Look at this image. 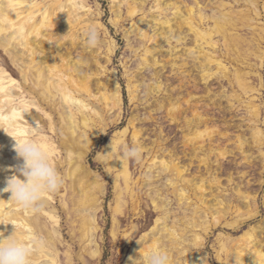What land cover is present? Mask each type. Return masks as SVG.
Masks as SVG:
<instances>
[{
  "label": "rangeland",
  "instance_id": "374dc122",
  "mask_svg": "<svg viewBox=\"0 0 264 264\" xmlns=\"http://www.w3.org/2000/svg\"><path fill=\"white\" fill-rule=\"evenodd\" d=\"M42 1L32 0L31 3ZM44 1L49 5H52L53 2V0ZM77 1L87 3V8H91L88 15L84 10H81V14L84 15L85 24L95 25L100 31L99 46L89 48L82 33L83 29H81L78 32V37H80L75 46L71 44L70 40H55L56 43L51 42L50 47L55 50L58 56L65 53L66 59L81 70V77H89L94 86L97 87L101 83L102 85L106 84L109 90H115L114 83H117L122 94L123 104L122 110L118 114L115 110L108 111L104 107L102 111L100 105L94 106L104 113L105 119L102 120V126L107 122L108 124L104 133L92 137L95 143L89 149L83 163L84 167L92 171L94 180L103 189L102 193H98L99 204L94 211H90L97 226L94 248L98 247V254L95 256L81 251L79 229L82 219L79 212H84V210L78 209L80 195L72 187V179L66 176V153L64 145L61 143L65 137L66 127L61 121L66 122L63 120V115L69 108L66 106V110L63 107L58 109L54 105L52 107V103L49 106L43 102H39L38 106L33 107L37 108L35 111L39 116L36 119V128L34 126L33 129L39 132L37 136L42 134L47 137L50 143L54 144L56 152L54 157L60 161V164L54 165L52 161L51 163L64 177L63 186L58 191L51 193L54 198L46 196L40 202L41 211L39 210V214L42 223L40 237L42 240H46L48 231H53L52 235L56 238L57 244L53 248L46 247L48 256L42 258V263L52 264L51 259L57 257L58 264H132V260L129 258H139L143 249L151 244L155 237H164L165 240H168L167 232L162 229L163 226L184 221L186 214H191V210H186L185 204L180 205L178 197L168 182V178L173 175L177 176L159 165L158 160L162 158L172 162L177 161L181 166H185L187 169L184 177L190 178L192 183L203 177L205 180H209L208 185H211L212 181L216 182V178L220 179L222 184L220 186L215 184L213 190L214 193H217L218 199H222L226 206L240 204L235 199L239 196V193L236 192L238 189L242 194L252 193L256 194L258 198L260 212L257 217L245 221L239 229H232L225 225L227 220H231V216L228 215L227 220L223 221L224 225L215 226L208 233L203 229L200 230V234L205 238V245L192 250L191 253H206L208 264H221L217 257V251L220 248L217 239L219 234L229 233L232 237H238L251 227L259 228L260 246L263 247L264 182L262 183V181L264 180V161L258 154L264 151V145L262 146L263 150L246 147L245 153L237 147L240 135L245 139L248 138L251 142L253 140V130L251 129L253 126L249 121L250 113L244 105L246 102L240 103L232 97L234 92L242 93V91L237 87L233 88L228 80L223 79L220 71L216 72L217 75L207 79L203 78V72L196 68L199 52L197 49L192 52L186 50L193 47L194 37L191 36V32L186 34V26L183 29L177 27L173 6L164 11L162 16L172 19L174 30H166L168 32L163 33L164 36H168V40L162 42L161 49L153 50V63L146 65L143 61L146 48L149 46L152 49L153 45L151 41L142 39L135 34L136 31L133 29H137L138 25H134V23L141 17H147L143 22L146 24L149 19L159 15V12L154 9L156 0H144V12L135 15L128 13V7L129 3L134 4L137 0ZM194 1L163 0V5L176 3L181 6L183 14H185L187 5L194 4ZM200 1L202 5L207 3L217 5L220 1L230 0ZM62 2L66 4L69 1L62 0ZM203 11L205 10L203 9ZM117 12L120 15L118 19ZM196 12H199L198 8ZM206 12L210 13V10ZM62 15H65L64 9L61 11ZM40 18L41 16H38V19ZM178 19L180 20V18ZM261 23L264 24V16L261 18ZM157 30L160 29L156 26L149 29L151 33ZM239 32L245 37L247 45L250 37H253V33L247 29H242ZM35 40L36 38L33 37L34 46L37 48L38 39ZM62 42L65 43L62 45ZM252 48L250 47L248 52L253 51ZM40 57L44 60L43 51H41ZM252 58L255 61V57L252 56ZM72 60L74 61L71 62ZM229 66L233 70L234 67ZM238 66L244 71L251 69L245 68L246 66L242 64ZM2 67L13 73L18 81L23 82L18 67L0 47V68ZM217 69L216 66L213 67L214 71ZM251 70L259 71L264 80V66ZM231 77H234L232 71ZM249 80L254 84L259 83V79L254 75H250ZM158 84L162 86L161 89L158 88ZM255 96L258 98L256 102L261 106V121L263 122L264 88L261 90V94L257 92ZM24 98L30 101L29 103L36 101L32 95L27 93ZM187 99H191L190 103L187 102ZM243 99L245 101L249 98L244 95ZM174 103L181 105L179 111L172 109ZM194 111H198L202 115V121L193 122ZM50 117H53L52 121H50ZM207 121L209 122L208 126L216 130L211 134L212 137L207 135L202 142L186 138V136L192 135L191 132L193 133L197 126L200 125L204 128ZM99 123L100 121L96 127H102ZM259 127L264 132V123L259 124ZM136 129L140 133V142H137L134 137ZM121 130H125V133L122 135L120 143L139 146L142 156L139 160H126L131 180L127 184L123 177L119 178L121 193L118 200L119 190L116 185L118 171L115 169L109 171L107 163L102 161L100 155L111 143L115 133ZM201 148L204 152H200ZM224 150L228 152L222 155L221 151ZM202 155L209 157L207 165L201 164L199 157ZM245 155H248V159ZM176 180L180 182L179 185L186 188V184L181 183V178ZM77 184L80 183L77 182ZM127 185L132 186L131 189ZM188 190L191 191L192 198L190 200L192 199L194 203L198 198L194 196L191 188ZM158 192L163 197L167 196V200L170 202L167 207L157 208L155 206L153 197ZM206 196L208 203L216 202L212 195L207 194ZM118 204L119 211L116 210ZM240 205L245 207L243 204ZM166 212H169L168 216ZM45 213L55 214L58 222H52ZM176 252L177 250H173L175 253L174 264H185L186 253L178 254L180 256L178 259Z\"/></svg>",
  "mask_w": 264,
  "mask_h": 264
},
{
  "label": "bare ground",
  "instance_id": "6f19581e",
  "mask_svg": "<svg viewBox=\"0 0 264 264\" xmlns=\"http://www.w3.org/2000/svg\"><path fill=\"white\" fill-rule=\"evenodd\" d=\"M31 1L0 0V47L4 49L12 62L18 67L23 79V82H20L8 69L0 68V189L6 186V180L9 176L13 174L20 175L16 169L23 164V159L17 156L13 148L15 140L10 135L23 140L36 133L35 139L49 151L52 163L54 165L60 164V161H57L54 157L56 153L54 144L50 143L47 137L42 134L37 136L39 132L33 129L36 119L39 117L35 111L37 108L33 107L38 106L39 102L47 103L49 106L52 103V107L54 105L58 109L63 107L66 110L67 106L69 110L65 111L63 115V120L66 122L61 121L66 127L65 137L61 142L66 153V176L72 179V187L80 195L78 209L84 210V212H79L82 219L80 222L81 228L79 229L81 251L95 256L98 254V247L94 248L97 226L90 211H94L99 204L98 193H102L103 189L94 180L92 171L84 167L83 163L89 149L95 143L92 137L104 133L108 124L107 122L102 126V120L105 119L104 113L94 106L100 105L102 111L105 107V110H115L118 114L122 110V94L117 83H114L115 90H109L106 84L102 85L101 83L97 87L94 86L89 77H81V70L66 59L65 53L58 56L55 50L50 47L51 42L49 41L51 40H70L73 46L77 44L80 37H78V32L83 29L82 33L84 35L86 28L91 25L89 23L85 24L84 15L81 14V10H84L87 15L91 11L90 7L87 8V3L68 0L69 2L64 4L62 0H53L52 5H49L44 0L39 3H31ZM144 5V0H137L134 4L129 3L128 13L135 15L144 12ZM171 6L174 9L173 14L177 27L183 29L186 26V34L191 32V36L194 37L193 47L186 50L192 52L197 49V52H199L197 55L199 61L196 68L203 72V78L207 79L217 75L216 72L220 71L223 79L228 80L233 88L237 87L242 91V93L234 92L232 97L240 103L246 102L244 105L250 113L249 121L253 126L251 128L253 130V143L248 138L245 139L240 135L238 136L237 147L243 153L246 152V147L263 150L264 132L259 124L264 123V121H261V106L256 102L258 98H256L255 93L261 94V90L264 88V80L259 71L255 72L251 69L264 66V24L261 23V18L264 16V0L220 1L217 5H213V3L202 5L200 0H195L194 4L187 5L185 14H183L181 6L176 5V3L163 5V0H156L154 9L159 12V15L156 18L149 19V22H146L147 27H145V23L143 24L147 17H141L139 21L134 23V25H138L137 29H133V31H136L135 34L142 39L151 41L153 45L151 46L152 49L149 46L146 48L143 58L146 65L153 63V50L161 49L162 42L168 40V36H164L163 33L174 30L172 19L162 16L164 11L171 9ZM197 8L199 12H196ZM62 9H64L65 15L61 16ZM207 10H210V13H207ZM118 13L117 19L120 18ZM38 16H41V18L38 19ZM153 26L160 30L151 33L149 29H152ZM242 29H247L253 33V37H250L251 39L247 45L245 37L239 32ZM33 37L36 40L38 39V42H36L37 48L34 46ZM64 43L62 42V45ZM57 44L59 43L57 42ZM250 47H253V51L248 52ZM41 51L44 53V60L40 57ZM252 56L255 57V61L252 60ZM240 64L251 69H245L246 71H244L238 66ZM229 65L234 67L233 70L230 69ZM214 66L218 68L216 71L213 70ZM231 71L234 77H231ZM250 75L257 77L259 83L254 84L249 80ZM157 86L159 89L162 88L159 84ZM96 89L97 91H95ZM25 93L32 95L36 101L29 103L30 101L24 98ZM244 95L249 99L244 101ZM190 101L191 99H187L188 103ZM172 109L179 111L181 105L174 103ZM43 110H45V107H43ZM52 120L53 117H50V121ZM197 120L202 121L203 117L198 111H194L193 122ZM98 121H100L99 124L102 127H96ZM208 123V121L205 123L204 128L200 125L197 126L193 133L191 132L192 135L186 136V138L191 141L202 142L207 135L212 137L211 134L216 130L210 128ZM124 133L125 130L116 132L112 141L114 143L122 142ZM139 136L140 133L136 129L134 137L137 142H140ZM201 149L200 152H204L203 148ZM110 150V144H108L103 152L107 153ZM227 152V150H224L221 151V154L225 155ZM245 156L248 159V155ZM258 156L262 157V161H264V151H261ZM100 158L107 163L109 171L114 169L118 171L116 174L118 190L120 177H123L129 184L131 174L127 161H124L122 166L121 161L112 160L111 154L107 158L100 155ZM199 160L201 164L207 165L209 157L202 155ZM158 162L164 170L177 176L174 177L173 175V177L168 178L169 185L178 197L180 205L185 204L186 210L190 209L191 214H186L182 222H177L174 225H164L162 229L167 232L168 240H165L164 237H155L151 244L143 249L140 256L146 255L150 249H159L166 251L170 257V264H174L175 253H173V250H177L178 259H180L178 254L186 253L185 264H208L206 253H191L192 250L205 245V238L200 234V230L203 229L208 233L215 226L224 225L223 221L227 220L228 215L231 216V220H227L225 225L232 229H239L245 221L259 215L260 210L256 194H242L241 190L238 189L236 192L239 193V196L235 199L245 207L237 203L226 206L222 199H218L217 193H214L213 190L215 184L219 186L222 184L220 179L216 178V182L212 181L211 185H208L209 180H205L203 177L192 183L190 178L184 177L187 168L181 166L177 161L172 162L162 158ZM20 178L24 179L22 175H20ZM180 178L181 183L186 184V188L179 185L180 182L176 180ZM77 182L80 184L76 185ZM127 187L131 189L132 186L127 185ZM188 188H191L195 194L194 196L198 198L194 203L192 199L190 200L192 196ZM120 193L119 190L118 200ZM207 194L212 195L216 202L213 204L208 203ZM10 196V192H0V220L4 222L12 221L18 225V228L13 233L15 230L13 224H0V232H3V237L0 238H6L13 233L18 238L30 236L33 239L43 241V246L37 247L31 261L32 264H49L42 263V258L48 256L45 249L46 247L53 248L57 244L56 238L52 235L53 231H48L46 240H42V237H40L42 232L41 215L39 214L41 201L36 207L26 209L9 200ZM46 196L54 198L51 193ZM160 196L162 194L158 192L153 197L155 206L157 208L167 207L170 204L167 196ZM116 210L119 211V204L116 206ZM168 213L166 212L167 216ZM45 214L52 222H58L55 214ZM181 225L183 227H180ZM259 232V228L251 227L238 237H232L229 233L219 234L217 237L220 244L217 251L219 262L221 264H264V246H260ZM80 256L82 257V255ZM51 261L52 264H58L57 257L52 258Z\"/></svg>",
  "mask_w": 264,
  "mask_h": 264
},
{
  "label": "clouds",
  "instance_id": "9594fccd",
  "mask_svg": "<svg viewBox=\"0 0 264 264\" xmlns=\"http://www.w3.org/2000/svg\"><path fill=\"white\" fill-rule=\"evenodd\" d=\"M84 36L89 48L99 46L101 35L97 26L89 25L84 31ZM49 42L56 43L55 40ZM10 136L15 140L13 148L17 156L23 159V164L16 171L24 179L16 174L9 176L6 180V186L0 189V192H10L9 200L14 201L16 205L22 208H34L47 194L56 192L63 186L64 177L51 163L49 151L35 139L36 133L23 140L13 135ZM110 149V151L103 152L101 155L107 158L111 154L112 160L121 161L122 166L124 161L129 159L139 160L142 156L141 148L135 145L114 143L111 140ZM8 223L14 225L15 230L13 233H15L18 225L12 221L4 222L0 220V224ZM13 233L6 238H0V264H32V255L37 247L43 246V241L33 239L30 236L18 238ZM0 237H3V232H0ZM129 259L132 260V264H170L168 253L159 249H150L144 256L139 258L130 257Z\"/></svg>",
  "mask_w": 264,
  "mask_h": 264
}]
</instances>
